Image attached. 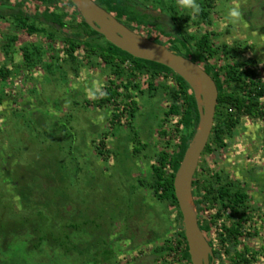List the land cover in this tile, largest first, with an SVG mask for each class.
<instances>
[{"label":"rangeland","instance_id":"374dc122","mask_svg":"<svg viewBox=\"0 0 264 264\" xmlns=\"http://www.w3.org/2000/svg\"><path fill=\"white\" fill-rule=\"evenodd\" d=\"M16 1L0 0V5L16 8ZM132 1L134 11L144 17L143 23H132L135 31L157 35L165 46L168 39L148 21L159 20L173 31L164 20L170 14L183 15V33L210 32L216 45L241 49L238 59L252 58L257 77L264 76V0H212L210 7L206 0H196L206 12L204 19L194 17L177 0ZM59 3L54 10L63 14L69 5L66 0ZM236 5L242 16L233 22L227 13ZM19 7L30 14L41 10L31 0ZM63 15L60 30L33 17L24 18L26 24L0 19V218L6 216L4 206L22 210L17 192L28 182V171H33L32 182L47 186L46 173L55 180L49 198L58 199L59 208L65 206L59 213L64 223L82 227L80 264H144L154 247L166 244L167 252L145 264H184L183 247L175 245V212L140 183L150 176L165 141H170L171 151L181 135L172 117L165 120L167 91L176 82L171 76L152 79L148 73H136L125 87L127 76L118 79L99 50L86 44L103 46L104 39L88 37L90 30L78 15ZM30 24L43 29L28 33ZM74 39L78 46L71 57L67 50ZM212 62L218 65L223 59ZM111 92L115 94L108 98ZM260 109L258 117L241 116L224 134L226 145L211 144L203 157L211 170L223 167L235 176L246 174L248 194L264 190V97ZM56 254L27 251L25 258L29 264H71L69 256L60 259ZM7 255L0 246V256Z\"/></svg>","mask_w":264,"mask_h":264},{"label":"trees","instance_id":"16d2710c","mask_svg":"<svg viewBox=\"0 0 264 264\" xmlns=\"http://www.w3.org/2000/svg\"><path fill=\"white\" fill-rule=\"evenodd\" d=\"M31 1L36 2L41 7L39 13L31 15L27 11H22L19 6L23 5L26 0H17L16 4L18 6L16 8L6 11L0 9V16L8 15L21 24H26L24 18L33 17L47 26L60 30L64 25L63 14H76L80 21L88 26L90 30L88 37L104 39L105 45L103 46L86 44L91 48L99 50L102 61L112 67L113 74L118 79H122L124 75L127 76L128 80L124 84L125 87L130 84L129 78H132L136 73H148L152 79L157 76H171L175 80L176 87L169 88L167 91L169 102L168 109L165 111V120L168 117H172L174 119V130L180 132L181 135L178 143L172 147L171 151L168 150L170 141H165L164 148L157 154L156 164L151 166L150 176L144 179V181H140V183L152 189L157 198L165 200L172 211L175 212L176 222H178L181 229L179 238L182 241L180 242V239L177 238L179 245L183 247L181 258L184 264H191L183 233L182 216L174 194L173 176L188 147L190 139L199 125L200 112L193 90L182 77L173 72L169 67L153 61L133 57L107 41L103 35L87 24L77 7L71 1L66 0L69 7L63 11V14L54 10L60 7V0ZM94 1L132 30H134L132 23L141 24L144 21L142 14L134 11L135 4L132 0ZM211 1L206 0L205 6L210 7ZM197 16L204 19L206 12L201 9ZM183 17V15L170 14L169 19L164 20L170 28H173V31L162 27L159 20L148 21V23L154 25L156 29L158 28L159 35L161 34L168 39V42L165 44L166 48L197 62L215 81L218 97L214 123L205 147V149L210 151L211 144H216L218 147L226 145L223 138L224 134L231 131L239 123L241 116L250 115L258 117L262 115L263 111L260 109V99L264 97V76L262 78L257 77L258 74L254 68L255 61L252 58L247 60L238 59L242 51L241 49H238L236 46H228L227 44L216 45L212 41V34L210 32H205L199 36L183 33L180 25ZM26 29L28 33H35L42 31L43 28L40 29L30 24ZM137 33H141L155 42H160L157 35L151 36L145 32ZM72 37L78 38L80 36L74 34ZM11 39L14 40V38ZM176 43L180 45L181 49L176 47ZM77 46L78 43L75 42V39L70 41V47L67 52L71 57L72 52ZM23 56L28 61V52H24ZM212 59H223V62L217 65L212 62ZM124 64L128 65L127 70L123 68ZM149 85L148 89L153 90V84ZM133 86L137 87L136 84H133ZM114 94V92H111L108 98H111ZM130 115H133V110H131ZM161 131L167 137L168 133L164 130ZM50 171L53 172L52 170H48L47 172L50 173ZM32 172L28 171L26 173L29 180L17 192L22 210L17 212L13 205L10 207L1 206L3 207L2 211H6V216L3 219L2 217L0 218V246L6 249L8 255L5 257L0 256V264H29L26 261L28 259L25 258V252L27 251L30 253L41 252L47 256L56 251V255L60 259L67 255L70 257L69 262L71 264L82 263L80 254L84 252L82 246L83 239L80 235L82 227L80 224L64 223L65 219L61 218L59 213L60 210L64 212L65 206L59 208L58 204L60 202H58V199L52 200L49 198L48 190L55 180H51L52 177L45 173L44 177L48 179L45 180L47 186L44 183L36 185L34 181H31L33 178ZM12 184L16 187V182ZM32 197L43 200L35 201ZM91 245L92 243L89 244V246ZM168 246L166 244V246L154 247L151 253L153 259H158L160 255L167 252ZM73 253H77V255ZM21 254H23L22 257ZM86 262L89 261L87 260Z\"/></svg>","mask_w":264,"mask_h":264},{"label":"water","instance_id":"95a60500","mask_svg":"<svg viewBox=\"0 0 264 264\" xmlns=\"http://www.w3.org/2000/svg\"><path fill=\"white\" fill-rule=\"evenodd\" d=\"M69 1L77 7L89 26L103 35L107 41L133 57L169 67L182 77L193 90L200 112L199 125L173 176V188L182 216L191 264H210V247L198 226L196 212L193 209L191 188L199 158L206 147L214 123L218 97L214 79L197 62L130 29L94 0ZM196 79L205 81L206 90L202 92L201 98L197 96L194 87ZM185 196L189 198V202L185 201Z\"/></svg>","mask_w":264,"mask_h":264},{"label":"flooded vegetation","instance_id":"af4514ba","mask_svg":"<svg viewBox=\"0 0 264 264\" xmlns=\"http://www.w3.org/2000/svg\"><path fill=\"white\" fill-rule=\"evenodd\" d=\"M2 6L5 11L15 7ZM206 152L204 149L199 158L191 192L198 226L210 247L209 263L264 264V190L248 194L246 174L235 176L223 167H206ZM180 231L176 232V246ZM153 260L150 253L143 262Z\"/></svg>","mask_w":264,"mask_h":264},{"label":"clouds","instance_id":"9594fccd","mask_svg":"<svg viewBox=\"0 0 264 264\" xmlns=\"http://www.w3.org/2000/svg\"><path fill=\"white\" fill-rule=\"evenodd\" d=\"M177 3L179 6L185 9H190L194 17L198 15L201 11V7L196 2V0H177ZM241 16H242V12L238 5L232 6L228 9L227 18L230 21H233V22L237 21L241 18Z\"/></svg>","mask_w":264,"mask_h":264},{"label":"bare ground","instance_id":"6f19581e","mask_svg":"<svg viewBox=\"0 0 264 264\" xmlns=\"http://www.w3.org/2000/svg\"><path fill=\"white\" fill-rule=\"evenodd\" d=\"M142 49H145L142 47ZM194 87L197 93V96L201 98L202 92H205L206 87H205V81L203 79H196L194 80ZM186 202H189V198L187 196L184 197Z\"/></svg>","mask_w":264,"mask_h":264}]
</instances>
